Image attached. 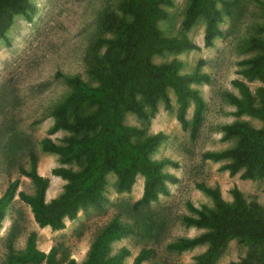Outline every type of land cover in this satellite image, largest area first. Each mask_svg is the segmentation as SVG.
Here are the masks:
<instances>
[{"label": "rangeland", "instance_id": "1", "mask_svg": "<svg viewBox=\"0 0 264 264\" xmlns=\"http://www.w3.org/2000/svg\"><path fill=\"white\" fill-rule=\"evenodd\" d=\"M33 8L27 15L14 16L5 37H0V196L8 183L19 178L18 190L34 191L32 180L19 173V168H29V153L38 157L37 171L49 178L46 201L57 197L66 183L52 174L57 166L77 168L76 164H61L59 155L42 148L45 137L62 143L66 131L49 132L54 118L53 108L59 104L72 87L65 76L79 75L95 85L90 74V61L95 55H103L107 47L98 42L112 37L111 31L101 27L106 12L118 10L120 0H30ZM262 0H235L229 15L220 22L222 34L210 46L203 45L204 19L200 17L187 31L182 21L188 0H171L163 6L167 16L158 22L165 36L185 34L201 48L181 52L165 51L153 56L154 63H181L180 73H188L199 64V71L209 76L208 82L191 83L204 101L201 126L196 138H191L189 129L182 128L176 118L178 102L173 89L167 90L171 108L158 102V110L149 120L126 112L124 123L144 128L147 133L163 132L166 135L160 145L150 153L153 159L167 158L171 163L163 170L175 177L167 181V193L159 194L156 200L146 205L135 206L143 191V177L137 175L129 191H117L116 176L109 172L104 191L105 201L99 207L87 206L80 209L72 220H65L61 229L40 227L34 220L28 204L16 194L0 220V264L9 248L24 250L30 232L36 233L38 249L56 251V264H68L74 258L78 263L87 255L94 236L113 218L118 217L127 224L129 233L111 244L116 252L126 246L130 255L123 264H132L141 248H152V257L142 264H188L204 252L208 244H201L183 251L168 248V244L179 237H193L208 231L204 227L188 226L183 215L191 214L188 203L201 208L214 206L212 199L195 187L203 181L218 185L223 198L232 201L230 189L237 186L247 202L256 200L264 212V177L244 179L240 172L231 175L220 166L224 160L204 159L202 154L235 145L236 138L224 139L222 127L234 120H245L254 127L263 122L248 115L236 116L235 106L226 94L239 95L232 84L234 79L245 80L251 89L264 82L249 81L241 70L244 61L256 54L249 47L252 35L264 36L260 26L264 24ZM60 73L61 75H58ZM147 113L149 111L146 108ZM194 102L189 101L187 119H191ZM262 249L254 248L237 239L230 240L214 264H227L250 254L259 256ZM39 264H46L45 261Z\"/></svg>", "mask_w": 264, "mask_h": 264}, {"label": "trees", "instance_id": "2", "mask_svg": "<svg viewBox=\"0 0 264 264\" xmlns=\"http://www.w3.org/2000/svg\"><path fill=\"white\" fill-rule=\"evenodd\" d=\"M120 12H106L101 27L111 31L112 37L98 40L107 49L103 55H95L90 61V74L96 81L93 85L79 75L65 76L71 85V92L53 110V124L49 132L63 130L68 133L62 143L50 137L42 140L45 151L59 155L61 164H76L77 168L57 166L52 174L66 181L63 191L46 201L49 178L38 173V157L29 153V168H19V173L29 177L35 188L32 193L18 190L19 178L8 183L0 196V220L17 194L28 204L34 220L40 227L61 229L65 220L74 219L80 209L87 206L99 207L105 201L107 174L116 176V190L129 191L137 175L143 177L141 197L135 206L146 205L167 193V181L175 177L163 170L171 161L167 158L150 157L165 140L163 132L147 133L144 128L124 123L126 112H133L139 118L149 120L158 110L161 100L164 108H171L167 90L173 89L178 106L176 118L182 128L189 129L191 138H196L201 126L204 101L191 83L208 82L209 76L197 67L188 73H180L181 63L175 59L154 63L153 56L165 51L181 52L200 49L201 46L185 34L165 36L158 22L167 14L163 6L171 0H120ZM264 6V0L261 1ZM235 0H188L182 21L183 30L190 29L197 20L204 19L203 45L210 46L222 34L220 22L231 13ZM30 0H0V37H5L14 16L27 15L33 8ZM264 30V24L260 26ZM249 47L256 54L244 63L241 70L249 81L264 82V36L252 35ZM61 75L60 73H57ZM239 95L227 92L228 100L235 106V115H248L263 122L259 128L245 120H234L222 127L224 139L236 138L235 145L218 150L205 151L204 159L224 160L220 166L234 175L253 179L264 177V86L251 89L243 79L232 80ZM194 102L191 119L186 117L189 101ZM146 108L149 109L148 113ZM195 187L207 194L214 206L195 207L188 203L191 214L183 215L188 226L204 227L208 231L197 236H182L168 244V248L183 251L201 244L207 249L188 264H214L219 254L232 239L262 249L259 256L250 254L227 264H264V212L256 200L247 202L242 191L233 186L230 189L232 201L227 202L218 185L203 181ZM129 227L113 217L93 238L86 257L80 263L74 258L68 264H123L130 255L126 246L112 253L113 241L125 237ZM152 248H141L132 264H142L152 257ZM56 264V251L44 252L36 246V233L30 232L24 250L9 248L2 264Z\"/></svg>", "mask_w": 264, "mask_h": 264}]
</instances>
